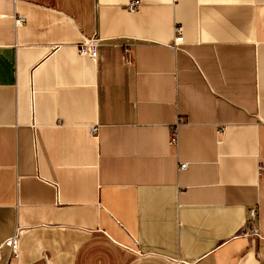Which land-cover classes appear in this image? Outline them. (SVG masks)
Returning a JSON list of instances; mask_svg holds the SVG:
<instances>
[{
	"label": "crops",
	"instance_id": "1",
	"mask_svg": "<svg viewBox=\"0 0 264 264\" xmlns=\"http://www.w3.org/2000/svg\"><path fill=\"white\" fill-rule=\"evenodd\" d=\"M0 264H264V0H0Z\"/></svg>",
	"mask_w": 264,
	"mask_h": 264
},
{
	"label": "built area",
	"instance_id": "2",
	"mask_svg": "<svg viewBox=\"0 0 264 264\" xmlns=\"http://www.w3.org/2000/svg\"><path fill=\"white\" fill-rule=\"evenodd\" d=\"M139 3L137 1H131L130 3H128V5L126 6L127 10L129 12H134L138 9L139 7ZM19 21H17L18 23ZM176 33L178 35L181 34V29H177ZM178 41V39H177ZM99 39H95V38H91V39H84L82 40V42L80 43L79 47H78V53L81 57H85L88 58L90 60H94L96 57V53H97V49L99 47ZM125 59H124V65L125 66H130V60H129V55H128V50H125ZM96 132L95 128H91L89 133L91 136H93ZM222 132V130H221ZM169 143L171 145V147L176 148L177 147V128L174 127L171 130L170 133V137H169ZM187 168V164L186 163H181L179 165V170H185ZM256 209H250L249 212V218H248V223H252L253 220L256 218ZM256 233V232H254ZM11 249H12V254L14 255L15 258H17L18 256V250H17V241H11L9 242Z\"/></svg>",
	"mask_w": 264,
	"mask_h": 264
}]
</instances>
